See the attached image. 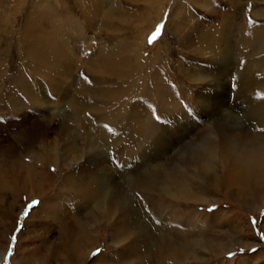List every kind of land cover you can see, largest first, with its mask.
<instances>
[{
  "label": "rangeland",
  "instance_id": "obj_1",
  "mask_svg": "<svg viewBox=\"0 0 264 264\" xmlns=\"http://www.w3.org/2000/svg\"><path fill=\"white\" fill-rule=\"evenodd\" d=\"M89 1L0 0V264H23L26 261H29L30 264H67L64 258H60V260L45 259L48 255V248L51 244H55V242L51 244L50 242L58 235V229L51 223L55 221L54 217H58L60 214L50 212L44 208V204L45 202L47 204L48 202L55 204L66 202L64 207H71V210L73 206L69 203L76 202L77 195L67 190L63 180L68 174L71 175L73 172L74 175L78 173L79 176L83 175L81 165L85 163L88 165V162L82 159L79 163L72 160L73 157H68L66 155L67 148L64 149V143L61 141V136L58 133V121L54 123L47 122L46 119L52 114L54 109L56 110V107L59 109L63 104L56 101L58 97L52 92L49 81H46L40 75L41 73L44 74V72L40 69L37 70L39 68L36 65L37 62L39 63L37 59L39 58V55L37 56V53L39 54L38 48L36 49L35 46L28 47L27 45V43L36 45V36L38 34V32L30 34L27 30L29 28L28 25L30 24L31 26L32 22H35L32 25H37L40 22L41 10L52 15L55 9H57V14L65 12V16H61L64 19L61 20L59 18L60 20L55 22L57 27L63 26L65 19L70 20L69 25L73 26V28L65 29L61 32L62 42L65 43L71 53V59L67 63L60 65L61 69L69 71L65 76L64 85L67 86V84L73 83L89 89L86 97H84L85 101H83V103H87L84 107V113L87 117L93 115L91 118H99L102 121V117L112 113L113 108L110 103H98L99 101L97 100L99 98L91 90L93 88L91 87L92 78L85 73L86 69L119 68L131 72L133 63H127L124 60V55L127 49L138 41L141 32L146 30V38L141 54L142 64L147 65L148 62L146 60L154 53L159 61L153 67L141 66L142 69L148 70L145 73L143 71L139 74L136 73V80L140 86L151 81L161 85L163 87L162 96L168 99L166 104L169 105L163 107L160 104L156 105V103L152 102V109L155 106V109L151 111L153 123L161 126V128L162 125L166 127L165 125L169 124L170 116L174 115L173 118L177 119L179 110L183 113L185 111L186 114L188 113L187 115L193 117L190 120L191 122L193 121L192 124L186 120V126H189L188 129L186 127L181 131L180 135H176L178 137L177 145L175 144L171 150H165L161 142L156 141L154 153L162 157L160 159L163 161V164L165 162L169 164L166 167L168 169L180 164L181 166H186L185 177H189V184L191 186L194 185L196 190H198L197 188H203L206 193L205 197L197 195L198 198L194 200L178 201L177 206L172 211L166 207V198L168 197L160 193L155 194L154 218L152 219L146 214L141 216L143 223L148 222L147 228L151 229L156 239L153 253L145 250L142 244L139 247L135 246L131 253L127 251L126 238L137 236L142 232V229L138 228L137 223L129 215H127V219L123 221V224L120 225V228L113 226L116 220L114 216H111L109 219H97L96 223L94 220V222L87 223L88 225L84 226L82 231L83 233L86 231L90 235L89 241L83 238L82 235H76V238L79 240L80 247L77 252L81 255L80 257H83L89 251L79 264H97L94 260L98 259L101 255L109 264H264V195L259 196L256 192V194L252 195L254 197H250L247 201L245 199H238L239 201L236 203L232 195L231 197L225 196L228 194L225 193L222 186L224 185L222 182H225L226 179V172L229 170L225 166L213 165L212 180L208 182V179L206 180L200 176L197 178L193 175L195 168L180 163V160L185 158L184 156L180 158L176 157L170 163V158L173 154L181 148L190 146L191 143L196 142L197 138L201 137V135L196 134L197 129H195V126H197L195 114L199 108L192 101L191 97L194 94L196 98L195 94L200 89L203 90V87L201 88L197 83L195 84L194 79H192L194 82L192 80H185L181 69L182 71L187 69L194 70L196 66H202L206 58L209 57H207L208 54H205L201 57L202 59H197L192 53V46L184 45L185 43L181 36L179 38L181 40L173 36L178 27L185 28L183 31L186 32V29H189V26H193L194 23L198 28H201L198 32L199 36H204L209 29H211L213 34L215 31L216 33H220L222 29L221 24L228 23L230 7L226 2L227 0H208V5L204 6L205 9L198 6V2L196 5H190L188 0H180L178 10L177 12L175 11L173 16V22L167 29V21L174 7V1L177 0ZM105 2H107V6L104 5ZM233 4L235 13L234 15L232 13L234 19L232 35L234 33V37L237 40L236 42L229 41L227 44L231 53L237 52V46L241 43L240 36L242 35V30L239 23L242 21L241 13H243L242 17L245 18V21L249 20L250 14L252 15L250 19L251 24H247L248 28L253 29L254 25H260L261 27L264 25V22L254 21L253 17V11L255 10L264 12V0H236ZM99 5L106 6L107 10L111 7L116 10L112 14L105 12L108 18H105V15L98 17L100 12L95 14L94 8L100 7ZM102 12L103 10H101V14H105ZM225 16L227 18L223 20ZM100 19L102 20L101 23ZM67 20L66 23L68 22ZM183 31L180 33L183 34ZM226 35L229 39V33ZM27 36H31V38L27 39ZM197 45V48H199V43ZM201 48L204 49L200 45ZM259 53L255 51L250 57L256 60L258 65V61L264 60V53L262 54L263 56L260 55L262 56L260 59ZM191 57L194 59L193 62ZM243 60L244 63L247 62L249 64L246 58ZM31 63L33 67H31ZM193 64H196V66H192ZM228 66V72L231 73L232 64ZM253 67L255 68L252 71L254 75H257L258 72L264 76L263 71H257L259 66ZM30 70H37L38 72L30 74ZM18 72H21L23 75L25 73L22 77L25 81L28 80V86H31L34 95L39 98L44 95L49 99V103L33 105L29 102L23 109V112H17L13 109V106H9L8 101L13 96L17 97V101L22 100L24 104L29 100L25 98L27 95L24 90H19L17 86L16 79ZM103 77L108 78L106 75H103ZM108 79L111 81V78ZM229 80V91H231L230 93H235V89H237L235 85L236 80L234 78H229ZM104 81L109 83L105 79L102 80V83ZM205 93L204 102L211 99L209 97L213 94H216L214 101L218 99L216 89H210ZM87 97L88 99L86 100ZM232 97L233 95L231 94L230 102L233 105ZM95 101L100 106V109L95 108L97 104ZM137 102L139 101H133L134 104H137ZM143 105L145 104L142 102L139 108H145ZM170 105H172V109L175 105H179V110H172V115H170L164 109L170 108ZM211 106L212 103L208 105V108L210 109ZM223 106L220 105L219 108L225 109V105ZM203 109L202 105L201 110ZM128 111L129 109L123 108L124 115ZM95 112L100 113L98 116H94ZM145 113H142V117H145ZM232 113L235 118L229 124H233V127L235 126L234 134L239 137L243 133H246L245 136L250 139V135L253 133L252 128L256 127V123L251 128V126L246 124L245 120L249 115L245 116L239 111H232ZM90 121H93V119H90ZM219 121L217 119L215 122H209L210 124H216ZM84 125L85 130L82 132L89 131L93 133V130H91L93 125L91 123L85 122ZM76 127L79 128V126ZM115 128L122 130V134L120 132V136L117 138H120V140L125 139L120 145L121 148L117 150L126 154L128 150L131 151L135 143L131 142L133 139H130V133L126 127L120 126ZM157 131L160 132L159 129ZM82 132L79 133L83 137L85 134ZM260 132L262 134L259 133V135H263L264 128ZM215 137L222 140L220 134H217ZM92 138L97 139L96 135L92 136ZM143 143L144 141L139 145L144 147ZM106 153L108 158L114 157L110 148L106 150ZM22 163L26 164L27 168L23 169ZM30 167L35 172L42 174L47 181H44V187L42 184L43 192H41V195L44 194L43 197L28 196L18 191L21 179L30 170ZM121 171L130 175L129 171ZM113 186L116 187L115 183H112L110 189H114ZM30 187L29 185L28 188ZM107 187L109 188V186ZM250 202H252L251 205L254 208H258L256 211L255 209L250 210V207H247ZM239 203H245L246 205ZM34 205L36 206L33 208ZM132 205L139 212H145V208L139 203L137 204L136 201ZM76 209L85 210L81 208V205ZM88 210L92 212L93 207L87 206L86 212ZM29 211L30 215L24 219ZM63 211L66 212V210ZM31 215L34 216L31 217ZM81 215H78L79 219ZM50 227L51 231H48ZM127 227H136V231H130ZM111 236L121 240L112 241ZM163 236L172 238L175 243L184 244L183 247L179 246L176 250V252L184 254L181 262H179L178 258L167 255L168 253L161 242ZM45 237H48L47 240ZM41 246L43 247L42 250ZM218 247L222 248L220 252L215 251ZM120 249H123L122 253L127 255L123 257L119 256L118 252Z\"/></svg>",
  "mask_w": 264,
  "mask_h": 264
},
{
  "label": "bare ground",
  "instance_id": "obj_2",
  "mask_svg": "<svg viewBox=\"0 0 264 264\" xmlns=\"http://www.w3.org/2000/svg\"><path fill=\"white\" fill-rule=\"evenodd\" d=\"M179 1L180 0L174 1V7L171 10L166 29L173 22V16L175 11L177 12L178 10ZM207 1L208 0H188V3L190 5H196L198 2V6L205 9L204 6L208 5ZM234 1L236 0L226 1L230 7L228 23L225 22L221 24L222 29L220 33H216L215 31L213 34L211 29H209L204 36H199L198 32L201 28H198L194 23L193 26L190 25L189 29H186V32L183 31L185 28L178 27L173 36L176 38L178 37V39L181 36L185 43L184 45L192 46V53L197 59H202L201 57L205 54H208L207 57H209L206 58L202 66H196V64H193L192 66H196L194 70L187 69L182 71L181 69L185 80L187 79L191 81L194 79L195 84L197 83L199 87H203V90L200 89L199 92L195 94L196 98L194 97V94L191 97L192 101H194L195 105L199 108L195 114L197 118V126H195V129H197L196 134L201 135V137L197 138L196 142L194 141L190 146L186 147L188 148L187 150H185L186 148L184 147L173 154L170 158V163L172 159L184 156L185 158L180 160V163L195 168L193 175L197 178L200 176L206 180L208 179V182H210L209 180H212L213 165L225 166L229 169L225 175L227 180L225 179V182H222V184H224L222 185L223 189L225 193L228 194L225 196L231 197L232 195L233 200L238 203V199H245L247 201L250 197H254L252 195L256 194V192L259 196L264 195V134L259 135V133H261L260 131L264 128V93H262V91H264V76L258 72L257 76L252 72L255 70L252 66H259L257 71L264 72V60L258 61V65L256 60L250 58L255 51L260 52L259 59L263 56L264 25L262 27L260 25H254L253 29L248 28L247 24H251L250 19L252 15L250 14L249 20L245 21V18L242 17L243 13H241L242 21L239 23L241 25L242 35L240 36L241 43L237 46V52H239L231 53L227 44L229 41L236 42L237 40V38L234 37V33L232 35V29L234 26L232 13L233 15L235 13L233 10L235 8L233 4ZM106 3L107 2H105L104 5L107 6ZM99 6L100 7L98 8H94L95 14L100 12L98 17L105 15V18H108V15H106L105 12L112 14L116 10L113 7L107 10L106 6ZM101 10H103L102 13L105 14H101ZM253 12L254 21L264 22L263 11L255 10ZM64 13L65 12H63V14H57V9H55L54 14L50 15V13L42 12L41 10L40 22L37 25H32V22L31 26L29 24V28L27 29L30 34L38 32L36 36L37 43L35 41L36 45L27 43L28 47L35 46L36 49L38 48L39 54L37 53V56L39 55V58L37 59L39 60V63L37 62L38 64L36 63V65H38L39 68H37V70L40 69L44 72V74H39L44 77L46 81H49L52 92L58 97L56 101L63 104L59 109L56 107L57 109H54L51 115L49 113L50 116L46 120L49 123L58 121V133L61 136V141L64 143V149L67 148L66 155L68 157H73L72 160L79 163L82 159L83 161L88 162V165L86 163L81 165L83 175L79 176V173L74 175L73 172L71 175L68 174L63 180L67 190L77 195V201L69 203L73 206L71 210V207H68L69 209L64 207L66 202L59 204L53 202H48L47 204L45 202L44 204V208L50 212L60 214L58 217H54L55 221L51 223L58 229V235L50 242V244L52 242H55V244H51L48 248V255L45 259L60 260V258H64L66 259L65 262L67 264H79L82 259H84V256L89 253L88 251L83 257H80L81 255L77 252L80 246L76 235H82V237L88 241L90 237L86 231L83 233V227L90 222L95 221L96 223L97 219H109L111 216H114L116 220L113 226H115V228H120L123 221L127 219V215L131 216L132 220L137 223L139 229H142V232L137 236L126 238L127 251L131 253L135 246L139 247L142 244V246L145 247V250L149 253H153L156 239L151 232V229L147 228L148 222L146 221L143 223L141 216L146 214L148 217L152 219L154 218L155 194L160 193L163 196L168 197L166 198V207L171 211L177 206L176 204L178 201L194 200L198 198L197 195H203L204 197L206 195L203 188H197L198 190H196L194 185L191 186L189 184V177H185L186 166H181L180 164L179 166H174L173 168L168 169L166 167L169 164L167 162L163 164V161L160 159L162 157L159 154L154 153L156 141H160L165 150H171L175 144L177 145L178 137L176 135H180L181 131L186 127L188 129L189 126H186V120L190 121L193 117L187 115L188 113L186 114L185 111L184 113L181 112L178 108L179 105H173V109L171 108L172 105H170V108L164 109L166 112L168 111L170 115H172V110H179V116H175L177 119L173 118L174 115L170 116L169 124L165 125L166 127H163L162 125V128L153 123L151 111L155 109V106L152 109V102L156 103V105L160 104L163 107L169 105L166 104L168 99H165L166 97L164 98V96H162L163 87L161 85L155 84L151 81L140 86L136 80V73L139 74L142 71L145 73L148 70L142 69L141 66L153 67L154 65H157V61H159L154 53L148 60H146L148 62L147 65L142 64L141 54L143 43L146 38V30L141 32L138 41L135 42V45L127 49V52L124 55V60L127 63H133V69H131V72L119 68H100V70H93V68L86 69L85 73L92 78L91 87L93 88L90 89L95 95H97V98H99L97 100L99 101L98 103H110L113 108L112 113L102 117L103 121L99 118H91L93 115L87 117L84 113V107L87 103H83V101H85L84 97H86L89 89L84 88L82 85L73 84L72 82V84H67V86H65V76L69 71L60 68V65L67 63L71 59L70 50L66 47L65 43L62 42L63 39L61 37V32L65 29L73 28V26L71 27L69 25L70 20L68 21L67 19L63 22V26L57 27V24L55 23L60 19H64L61 17L65 16ZM226 18L227 16H225L223 20ZM66 20L68 21L67 23ZM101 22L102 20L100 19V23ZM58 24L60 23L58 22ZM181 31L184 33L181 34ZM227 33L230 35L229 39L227 38ZM216 36L218 37L215 38ZM30 38L31 36H27V39ZM197 43H199V48H197ZM200 45L204 47V49H200ZM244 58L249 61V64L247 62L244 63ZM193 61L194 59L192 62ZM32 63L31 67H33ZM229 64H232L231 73L228 72ZM36 71L30 70L29 72L30 74H35ZM24 75L21 74V72H18L16 83L19 90H24L27 95L25 98L29 99L28 102L24 104L22 100L17 101V97L15 96H13V98L11 97L8 101V105L13 106V109L17 112H23V109L29 102L33 105L38 103H49V99L44 95L41 96V98L34 95L31 86H28V80L25 81L22 77ZM103 75L111 78V81L108 78H104ZM229 78H234L236 80L235 85L237 89H235V93H230L231 91H229ZM104 79L108 80L109 83H106L105 81L102 83V80ZM94 86L96 87L94 88ZM210 89H216L218 99L214 101V99H216V94H213L209 97L211 99L204 102V95H206L205 92ZM231 94L233 95L232 98L235 103L232 102L233 105L230 102ZM133 101L139 102L134 104ZM142 102L145 104L143 105L145 108H139V106L142 105ZM98 103L95 105L96 109H100ZM210 103H212V106L209 109L208 105ZM202 105L204 107L203 110H201ZM220 105H225V109L222 107L219 108ZM123 108L129 109L125 115L123 114ZM232 111H239L245 116L249 115L245 120L246 124L251 126V128L256 123V127H254V125V128H252L253 133L249 130L252 133L250 139L245 136L246 133H243L242 136L239 137L234 134L235 126L233 127V124H229L230 121L235 118ZM143 112H146L145 117H142ZM99 113L100 112H95L94 116H98ZM90 119H93V121H90ZM217 119L220 120L219 123L216 122V124H210L209 121L215 122ZM201 120H203V122H201ZM85 122L93 125L91 130H93L94 134L89 131L85 133L82 132L85 130ZM194 123L196 122L194 121ZM76 126H79V128ZM120 126L126 127L129 130V137L130 139H133V141H130L135 143V148H130L131 151L126 150L127 155L117 150L121 148L120 145L125 140L117 138L120 136L119 133L122 130L115 127ZM158 129L160 132L157 131ZM79 132L84 133L85 136L82 137ZM120 134H122V132ZM217 134H220L222 140L216 139L215 136ZM94 135H96L97 139L92 138ZM211 135H213L214 138ZM129 137L127 138L129 139ZM142 141H144V147L139 145ZM179 144L182 146L181 143ZM108 148L113 152L114 157H107L106 150ZM222 161H224V163H222ZM22 164L23 169H25V167L27 168L26 164ZM121 170L129 171L130 175ZM44 181L47 182L45 177L42 174L35 172L30 167V170H28L21 179L18 191L25 193L28 196H34L37 198L43 197L44 194L41 195V192H43L42 184L44 187ZM112 183H115L116 187L113 186L114 189H110ZM29 185L31 186L30 188H28ZM107 186H109V188ZM135 201L137 204L139 203L145 208V212H139L138 209L134 208L132 203H135ZM251 204L252 202H250L247 207H250V210L255 209L256 211L258 208H254ZM79 205L85 210L76 209ZM87 206L93 207L92 212H89V210L86 212ZM63 210H66V212ZM79 214H82L80 219L78 217ZM116 214L118 215L116 216ZM33 216L34 215H31V217ZM127 229L133 232L136 231V227H127ZM48 231H51V227L48 228ZM45 238L47 240L48 237ZM111 239L115 242L116 240H121L113 236H111ZM161 242L168 253L167 255L169 257L178 258L179 262H181L184 254L178 253L176 250L179 246L183 247L184 244L175 243L174 240L168 236H163ZM42 248L43 247L41 246V250ZM218 249H215V251L220 252V249L222 248L218 247ZM122 252L123 249H120L118 252L119 256L123 257L127 255ZM94 261H96L97 264H109L102 255ZM23 264H30V262L26 261Z\"/></svg>",
  "mask_w": 264,
  "mask_h": 264
},
{
  "label": "snow or ice",
  "instance_id": "obj_3",
  "mask_svg": "<svg viewBox=\"0 0 264 264\" xmlns=\"http://www.w3.org/2000/svg\"><path fill=\"white\" fill-rule=\"evenodd\" d=\"M36 205L33 206V208L35 207ZM32 208V209H33ZM30 215V211L28 212V214L24 217V219H26L28 216ZM21 231V230H20ZM16 241H17V238H16Z\"/></svg>",
  "mask_w": 264,
  "mask_h": 264
}]
</instances>
